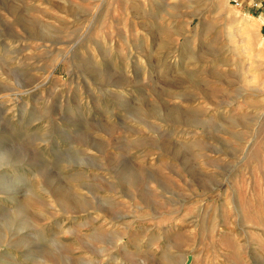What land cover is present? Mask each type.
Here are the masks:
<instances>
[{"label":"rangeland","instance_id":"374dc122","mask_svg":"<svg viewBox=\"0 0 264 264\" xmlns=\"http://www.w3.org/2000/svg\"><path fill=\"white\" fill-rule=\"evenodd\" d=\"M263 10L0 0V264H264Z\"/></svg>","mask_w":264,"mask_h":264},{"label":"built area","instance_id":"2783aa9c","mask_svg":"<svg viewBox=\"0 0 264 264\" xmlns=\"http://www.w3.org/2000/svg\"><path fill=\"white\" fill-rule=\"evenodd\" d=\"M230 3L239 9H243V8H253V9H261L263 7L264 4V0H229Z\"/></svg>","mask_w":264,"mask_h":264},{"label":"clouds","instance_id":"9594fccd","mask_svg":"<svg viewBox=\"0 0 264 264\" xmlns=\"http://www.w3.org/2000/svg\"><path fill=\"white\" fill-rule=\"evenodd\" d=\"M10 155V149L8 148H2L0 149V168H5L7 167V163L5 161L8 160V157ZM78 163H86L84 161H79ZM5 181H7V177L4 178Z\"/></svg>","mask_w":264,"mask_h":264},{"label":"bare ground","instance_id":"6f19581e","mask_svg":"<svg viewBox=\"0 0 264 264\" xmlns=\"http://www.w3.org/2000/svg\"><path fill=\"white\" fill-rule=\"evenodd\" d=\"M243 20L246 23V27L248 28L249 33L252 32V34H253V33L257 32V26H256V22H254V20H252L251 18H244Z\"/></svg>","mask_w":264,"mask_h":264},{"label":"crops","instance_id":"0c3cea01","mask_svg":"<svg viewBox=\"0 0 264 264\" xmlns=\"http://www.w3.org/2000/svg\"><path fill=\"white\" fill-rule=\"evenodd\" d=\"M263 9H264V4H263V7L261 9H259V10H263ZM256 15L261 20L262 26H264V10L261 11V12H258ZM263 29H264V27H263Z\"/></svg>","mask_w":264,"mask_h":264}]
</instances>
